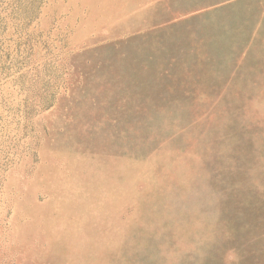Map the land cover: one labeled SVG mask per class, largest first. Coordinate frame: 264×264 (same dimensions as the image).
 Returning <instances> with one entry per match:
<instances>
[{"label":"rangeland","instance_id":"obj_1","mask_svg":"<svg viewBox=\"0 0 264 264\" xmlns=\"http://www.w3.org/2000/svg\"><path fill=\"white\" fill-rule=\"evenodd\" d=\"M0 264H264V0H0Z\"/></svg>","mask_w":264,"mask_h":264}]
</instances>
